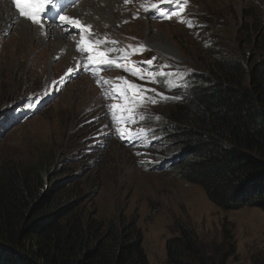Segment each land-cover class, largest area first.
Wrapping results in <instances>:
<instances>
[{"label": "rangeland", "instance_id": "374dc122", "mask_svg": "<svg viewBox=\"0 0 264 264\" xmlns=\"http://www.w3.org/2000/svg\"><path fill=\"white\" fill-rule=\"evenodd\" d=\"M160 2L145 0L140 7L136 1L125 4L134 7L133 12L126 11L127 20L115 26L114 34L104 31L102 36L118 42L114 47L102 46L104 50L131 52L143 46L146 50L134 55V61L142 64L155 57L153 70L181 72L185 80L208 75L219 58L240 59L246 70L264 74V0H188L180 18L191 20L192 28L179 23L177 17L166 18L176 10L173 0ZM60 3L56 0L57 6ZM155 3L159 6L153 9ZM144 6L149 12H144ZM159 8L164 17L157 19ZM158 32L175 49L177 58L162 55L146 41ZM15 46L21 49L18 63L11 60ZM55 53L52 45L44 47L19 37L12 26L0 29V169L43 163L42 194L51 209L71 207L100 225L104 233L114 226L124 237L139 236L148 264H167V241L179 237L180 228L194 234L198 248L211 263L264 264V212L256 207L222 210L200 187L182 181L169 169L177 153H166L164 137L155 133L171 111L178 112L173 105H186L185 99L146 104L137 113V120L143 113L146 121L132 127H146L147 138L125 145L107 107L120 101L103 93L96 80L88 79L90 73L88 78L83 74L86 59L79 71L66 76L72 67L65 51ZM125 66L131 67L129 63ZM121 69H111L99 80L116 85L122 77L169 97L183 91L184 81L175 77L167 79L180 86L162 91L158 84Z\"/></svg>", "mask_w": 264, "mask_h": 264}, {"label": "trees", "instance_id": "16d2710c", "mask_svg": "<svg viewBox=\"0 0 264 264\" xmlns=\"http://www.w3.org/2000/svg\"><path fill=\"white\" fill-rule=\"evenodd\" d=\"M186 81L178 93L186 105L174 104L178 112L155 133L166 153H177L170 171L222 210L264 212V74L219 58L208 75ZM44 172L41 162L0 169V264H148L139 236L124 237L114 226L104 233L71 207L51 209ZM166 249L167 264H226L211 263L185 228Z\"/></svg>", "mask_w": 264, "mask_h": 264}, {"label": "snow or ice", "instance_id": "6c2138e0", "mask_svg": "<svg viewBox=\"0 0 264 264\" xmlns=\"http://www.w3.org/2000/svg\"><path fill=\"white\" fill-rule=\"evenodd\" d=\"M15 4V8L19 13V16L27 21H30L32 25H39L41 28L44 27L42 23V17L46 9L51 5L53 15L59 16V21L61 24L69 25L70 28H65L66 32H70L71 28L77 29L78 41L76 42L75 50L81 54L87 53V62L83 64L84 71H90L93 76L96 75L98 71L101 70H111L113 66L115 68H123V71L129 73L131 76L136 77L146 83L163 84L166 91H172L173 88L180 86L178 83H170L167 79L168 77H175L177 81H184L183 86L189 87L187 81L184 78V73L181 72H164L156 71L152 69L153 59L144 61L143 64L148 65V68H144L142 65L134 64L132 67L125 66L131 55L142 54L146 49L143 46L133 48L131 52L124 49L108 48L107 51L104 50L102 46L115 45L118 42L108 39H93L95 33L91 25L83 24L79 19H73L68 15H60L55 11L57 4L56 0H12ZM129 0H124V3H128ZM176 6V10L173 11L166 18L171 19L172 17H177L179 23L186 24L187 27L192 28L194 24L191 20H185L180 18L181 14L184 12L188 0H173ZM153 9L157 8L156 4H152ZM64 9L61 8V11ZM144 12H149V7L144 6ZM158 10V9H157ZM133 18H138L134 16ZM127 22V21H125ZM110 53H117L115 56H110ZM89 65L92 67L90 68ZM105 66L101 69V66ZM80 62L78 61L75 68L67 69L66 76H71L75 71L80 70ZM163 68L169 67V65H163ZM165 78L163 80L158 79ZM120 83L116 84L112 88L111 99L119 100L120 103L109 104L107 107L109 109V114L114 125H116L115 131L118 133V138L121 141L127 140L128 142H135L141 138H147L148 129L146 127H140L138 130L134 129L132 125H136L141 121H146V116L141 113L139 115V120H137V113L146 104L150 103L155 106L160 101H165L168 99L179 100L183 97L172 96L169 97L162 92L157 91L153 88H147L142 84H136L134 82L128 81L126 78H117ZM64 77H61V81ZM97 84H101V80L97 79ZM103 84H109V81L104 80ZM148 93H154L155 95H148ZM47 94V93H46ZM156 97L160 99L157 100ZM107 98V97H106ZM33 105H29L32 107ZM155 119L159 121V116ZM147 146V145H145Z\"/></svg>", "mask_w": 264, "mask_h": 264}, {"label": "bare ground", "instance_id": "6f19581e", "mask_svg": "<svg viewBox=\"0 0 264 264\" xmlns=\"http://www.w3.org/2000/svg\"><path fill=\"white\" fill-rule=\"evenodd\" d=\"M135 1L140 7L145 0H129L128 3H124V0H61L60 5L56 7L55 11L58 13L59 7H63L64 10L59 12L60 15H68L73 19H79L83 24L91 25L95 33L93 39L98 38L102 40L106 39L105 36H102L105 34L104 31L114 34L116 31L115 26L122 23L123 20H127L126 11L133 12L134 7L132 8L125 4L132 5ZM63 3L64 5H62ZM46 14H48V19H42L44 27L41 28L39 25H32L30 21L20 17L12 0H0V29L5 30L12 26L19 37L27 41H38L44 47L52 45L55 52H57L55 54L58 55L65 51L66 60H68L72 68H75L77 62L81 63L83 59H86L87 55V53H84L86 54L84 55L75 50L78 35L73 36V33L77 32V29L72 27L70 32H66L64 29L71 26L61 24L59 16H54L51 8L43 15ZM146 41L157 52L163 53L166 56L178 57L172 45L159 32L157 35H151V38L146 39ZM110 46L111 44L108 47ZM112 46L114 47V45ZM20 52L19 46H15L11 54V60L18 63V54Z\"/></svg>", "mask_w": 264, "mask_h": 264}]
</instances>
